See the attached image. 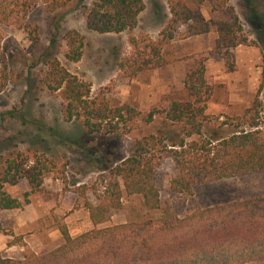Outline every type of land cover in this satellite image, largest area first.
<instances>
[{"label": "trees", "instance_id": "16d2710c", "mask_svg": "<svg viewBox=\"0 0 264 264\" xmlns=\"http://www.w3.org/2000/svg\"><path fill=\"white\" fill-rule=\"evenodd\" d=\"M167 19L155 40L128 36V54L116 64L118 76L131 80L140 74L173 62L162 46L173 40L213 31L212 52L223 59L225 71L234 70L231 51L248 42L228 0H165ZM33 0H0V26L27 29L26 18ZM207 7L208 19L201 15ZM143 10L142 0H92L82 8L86 30L97 34L131 31ZM254 14H250L252 17ZM264 39V27L258 32ZM60 41L62 58L75 63L81 56L83 38L65 31ZM57 47L55 35L49 47ZM204 58H194L185 70L180 89L162 98L163 106L141 114L132 104L111 101L104 89L92 92L90 85L71 75L55 57L48 59L41 84L59 94L58 112L64 123H74L85 136L101 135L120 140L140 127L143 136L126 144L125 157L104 176L106 187L96 204L83 202L92 226L87 232L69 236L63 224L54 221L61 243L44 253L25 248L22 237L11 232L6 247L18 245V259L0 256V264H248L264 262V194L175 216L166 200H160L152 178L161 162L168 160L172 176L168 192L191 196L204 183L264 172V122L257 120L256 97L232 131L221 133L217 119L206 116L212 87L204 75ZM264 78L262 77V82ZM262 82L256 89L259 93ZM156 125V128H152ZM52 162L35 153L11 149L0 156V211L21 212L29 197L40 191L42 175L50 173ZM24 180L28 190L20 199L9 196L4 187ZM135 200L145 219L103 226L110 212L123 209L122 197ZM156 214V218L152 217ZM0 233L2 230L0 229Z\"/></svg>", "mask_w": 264, "mask_h": 264}, {"label": "rangeland", "instance_id": "374dc122", "mask_svg": "<svg viewBox=\"0 0 264 264\" xmlns=\"http://www.w3.org/2000/svg\"><path fill=\"white\" fill-rule=\"evenodd\" d=\"M33 1L26 18L27 29L0 26V156L13 148L35 153L52 162V171L42 175L40 191L29 197L30 205L21 212L0 211V229L4 232L0 233V256L18 259L23 251L18 245L6 247L12 240L4 235L6 232L17 230L25 240V248L40 254L61 243L54 221L63 224L71 237L92 229L83 202L96 204L106 187V171L125 157L129 141L150 131L141 126L115 140L85 136L74 123H64L58 112L59 94L47 92L41 84L45 64L51 57L68 73L87 82L92 92L104 89L109 100L132 104L141 114L163 106L162 98L180 89L190 61L204 58V75L212 87L204 113L224 124L220 125L221 133L232 131L236 122L239 129H246L249 117L242 119V115L255 97L259 103L256 118L264 122V39L258 34L264 27V0H228L248 42L231 51L233 72H226L222 57L212 52L213 31L179 39L183 26H178L173 40L162 46L173 62L131 80L120 78L116 69L118 61L128 54L127 38L144 35L155 40L167 19L165 0H142L143 10L135 27L119 34H97L85 29L82 8L92 0ZM201 15L208 19L207 7L202 8ZM67 30L76 31L84 40L75 63H66L62 58L60 37ZM54 35L59 48L49 47ZM172 173L170 162L164 160L154 170L152 181L160 200L168 201L177 217L197 208L264 194V172L204 183L195 187L191 196L168 192ZM23 190H28L24 180L4 187L9 196L18 199ZM121 201L123 209L110 212L103 226L149 217L139 210L135 200L123 196Z\"/></svg>", "mask_w": 264, "mask_h": 264}, {"label": "crops", "instance_id": "0c3cea01", "mask_svg": "<svg viewBox=\"0 0 264 264\" xmlns=\"http://www.w3.org/2000/svg\"><path fill=\"white\" fill-rule=\"evenodd\" d=\"M23 191L26 192L27 190H23ZM14 198H16V197H14ZM16 199H18V198H16ZM28 205H30V204H28ZM17 232H18L17 230L16 231H14V230L12 231L13 235H16V236L20 235L21 236V234L20 233L18 234ZM22 242L25 243V240L22 239Z\"/></svg>", "mask_w": 264, "mask_h": 264}]
</instances>
